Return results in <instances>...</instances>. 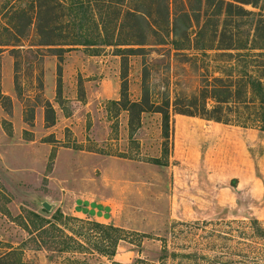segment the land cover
Instances as JSON below:
<instances>
[{"label": "rangeland", "instance_id": "374dc122", "mask_svg": "<svg viewBox=\"0 0 264 264\" xmlns=\"http://www.w3.org/2000/svg\"><path fill=\"white\" fill-rule=\"evenodd\" d=\"M206 1L167 0V14L163 0H40L52 11L39 21L37 0H0V258L13 248L26 264H264V132L179 113L198 96L200 108L207 81L258 74L261 50L219 48L264 45V0L243 14ZM142 41L128 94L140 102L146 87L153 104L169 101L166 157L162 115L118 104L116 50L138 45L116 44ZM252 100L229 105L230 118L254 112ZM77 220L122 228L125 240L102 255L93 244L109 240Z\"/></svg>", "mask_w": 264, "mask_h": 264}, {"label": "trees", "instance_id": "16d2710c", "mask_svg": "<svg viewBox=\"0 0 264 264\" xmlns=\"http://www.w3.org/2000/svg\"><path fill=\"white\" fill-rule=\"evenodd\" d=\"M52 0H50L51 2ZM206 2L209 3V0ZM220 2V12L222 13L224 9H226L227 14H230L232 12V8L237 9L236 14H243L245 13V9L243 7L244 4H250L254 7L258 6V0H232L230 2H225V0H219ZM164 4V10L169 13V5L167 4V0H163ZM37 17L39 21H41V18L44 16L45 12H51L52 9L51 7H47L45 4H41L40 0H37ZM128 10L126 11V17H135L136 19L140 21H145L146 23L150 24L149 17L147 14L144 12H141L140 10ZM261 25H264V16L261 19ZM146 41V40H144ZM137 42L135 44L131 43H118L116 44L117 47L119 46H131V45H138V48H133V47H128V48H117L116 54L120 55L122 57V77H123V86H122V94H121V100L118 101V104L123 105L124 109L132 111L136 110L139 113V116L145 112V111H155L158 112L162 115V135H163V156H168L169 154V140L171 137V126H172V121H171V113H170V108H169V101L166 103H163L162 105H155L151 102L150 100V95L149 92L147 91V88L145 87L144 89V94L142 96V99L140 102H132L129 98L128 94V67H129V57L131 55H137V54H142L141 52L144 51V45H146V42ZM73 44H82V43H71V44H66V45H73ZM43 45H58L56 43L52 42H46L43 43ZM61 45V44H60ZM65 45V44H63ZM242 49H244L241 46H235V45H229V46H223L219 48V50H224V51H235L234 53L232 52H223L222 55H228L230 57H251L253 51L259 49L261 52L257 53L258 57L263 58L262 64L260 66H257L259 69L258 74L256 73H250L248 72L246 76L240 77L237 76L234 78V80H230L231 84H227V79L229 77L223 78V77H217L214 78L213 81L209 82L202 88L201 90V99H202V105H200L197 102L198 97L195 98V102L192 103L195 107V111H188V112H179L183 115H189V116H198L203 119L209 120V121H215L218 123H224L227 125H237V126H244V127H251V128H258L260 131L264 132V45L259 46V47H252L249 48V52H239ZM248 49V48H247ZM59 50L63 51V48H60ZM60 60L63 61L62 55H60ZM59 81L61 85L62 81V66L59 65ZM240 77V78H239ZM247 77V78H245ZM233 79V78H230ZM246 79V80H245ZM241 91L244 93V96L246 100H248L250 97H252V104H255L254 112H250L247 114V116L242 115L238 117V121L232 120L230 118V115L228 114L227 110L231 109L229 105H236L238 103H245L246 100H243L241 102L239 99ZM208 99H211L213 101L212 106L208 105ZM258 106V107H257ZM48 113H52L53 116H55V110L53 106L49 103L48 104ZM245 117V118H243ZM246 119H251V121H255L257 125H250L249 123H244L246 122ZM244 121V122H243ZM48 122H50V125L54 123V118L52 120H49L48 116ZM131 127H133V120L130 122ZM62 214H59L58 217H62ZM37 219L40 220V222L46 223V219L43 217H40L39 215L36 216ZM55 217V216H54ZM56 219H60V218ZM61 220V219H60ZM80 223H83L84 225H89L91 228L96 229L99 231L100 235L104 239L109 240V248L108 247H102L98 245V241H95V244H93L96 248H93V250L98 251L100 254L105 255L107 257H113L116 253V247L121 240H125L123 235H125V231L122 228L113 226V225H102L97 222H90V221H84V220H77ZM50 223L49 221H47ZM258 222V220H256ZM63 225H68L65 222ZM55 225V224H54ZM52 225L53 227L56 228V226ZM45 226V225H44ZM43 226V227H44ZM71 230V229H70ZM73 235L67 234V239L70 240V242L73 245H78L80 248H86L85 244L83 241L87 240H82L81 237H85V235L81 232H76L75 230H71ZM113 232L115 234H113ZM117 234V236H115ZM87 239V238H86ZM56 243V242H54ZM73 248V246H70ZM78 248V249H80ZM111 248V249H110ZM74 252H78V250H72ZM22 254L23 252L20 249H13L11 250L2 258H0V264L3 263V260H17L19 264H26L25 262L23 263L24 260H22ZM5 263V262H4ZM13 264H16V261H13Z\"/></svg>", "mask_w": 264, "mask_h": 264}, {"label": "water", "instance_id": "95a60500", "mask_svg": "<svg viewBox=\"0 0 264 264\" xmlns=\"http://www.w3.org/2000/svg\"><path fill=\"white\" fill-rule=\"evenodd\" d=\"M43 207L47 210V211H51L53 208L52 204H49L48 202H43Z\"/></svg>", "mask_w": 264, "mask_h": 264}, {"label": "crops", "instance_id": "0c3cea01", "mask_svg": "<svg viewBox=\"0 0 264 264\" xmlns=\"http://www.w3.org/2000/svg\"><path fill=\"white\" fill-rule=\"evenodd\" d=\"M253 131H256V130H254V129H252ZM258 131V130H257ZM252 180H254L252 177H250V181L252 182Z\"/></svg>", "mask_w": 264, "mask_h": 264}]
</instances>
